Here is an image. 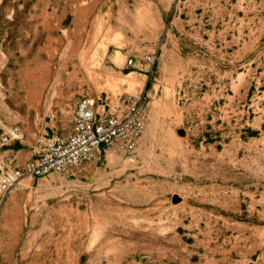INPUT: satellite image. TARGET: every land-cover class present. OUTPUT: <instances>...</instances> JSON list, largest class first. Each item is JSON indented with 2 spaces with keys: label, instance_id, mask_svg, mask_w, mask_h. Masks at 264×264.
I'll return each mask as SVG.
<instances>
[{
  "label": "crops",
  "instance_id": "1",
  "mask_svg": "<svg viewBox=\"0 0 264 264\" xmlns=\"http://www.w3.org/2000/svg\"><path fill=\"white\" fill-rule=\"evenodd\" d=\"M9 1L0 0V14L8 18L0 22V39L13 42L24 88V78L38 77L41 61H50L41 51L59 38L55 30L77 28L41 22L44 0H16L13 6ZM57 3L88 14L104 0ZM140 5L144 22L136 26L142 31L136 45L152 47L153 37L160 41L156 68L144 88L149 112L142 141L148 147L160 143L163 161L148 171L160 175L152 178L151 190L160 199L159 221L169 220L168 195L175 190L171 194L180 201L174 219L193 226L188 257L180 251L177 263L264 264V0H178L161 8L141 0ZM26 12L32 19L27 23ZM21 142L2 150L8 166L30 159ZM105 170L82 166L62 178L103 184L94 175ZM36 178H24L10 193ZM40 179L48 189L62 182ZM0 203L5 215L20 204L18 195ZM13 218L22 222L18 214ZM55 238L51 231L10 233L0 242L5 247L0 252L7 254L2 264H68L66 249L57 261Z\"/></svg>",
  "mask_w": 264,
  "mask_h": 264
},
{
  "label": "rangeland",
  "instance_id": "2",
  "mask_svg": "<svg viewBox=\"0 0 264 264\" xmlns=\"http://www.w3.org/2000/svg\"><path fill=\"white\" fill-rule=\"evenodd\" d=\"M44 1L41 22L65 27L76 25L77 29L55 30L59 38L44 49L42 46L41 51L50 61H41L38 77L24 78V88L16 71L13 42L1 36L0 141L5 132L15 127L19 138L0 142V172L23 165H7L2 150L11 142L22 141L21 145L31 151V159L39 137L70 131L77 104L83 97H108L115 102L118 95L142 93L146 103L143 127L124 149L104 146L99 159L61 174H50L62 179L53 188L48 189L46 181L40 179L49 175L24 180L17 188L25 187L24 190L16 189L6 196L18 195L19 206L9 209L7 215L0 210V242L10 233L24 236L31 231H51L56 235L58 262L60 251L66 249L68 264H178L177 253L183 251V258L187 259L192 247L187 242H192L188 233H192L193 226L174 219L176 203L180 201L177 193L171 194L175 190H170L168 195L169 220L159 221L160 199L151 190L152 178L160 175L148 171L163 161L160 143L148 147L142 141L149 112L144 88L149 73L156 68L160 49L156 43L160 41L153 37L152 47L136 45L142 33L136 26L144 22L141 0H104L103 7L88 14L61 7L58 0ZM149 1L156 8L178 2ZM9 2L16 5V0ZM7 20V15L0 14V22L6 24ZM31 20L26 12L24 21ZM147 53L154 56L150 67L142 69L137 64H127L129 58L138 63ZM164 164L168 165L167 161ZM82 166L105 167V173L94 175L102 178L99 182L103 184L88 186L86 180H73V176L62 178ZM47 198V205L43 204ZM16 214L22 222L14 221ZM4 248L0 247V251ZM6 256L0 252V264Z\"/></svg>",
  "mask_w": 264,
  "mask_h": 264
},
{
  "label": "bare ground",
  "instance_id": "3",
  "mask_svg": "<svg viewBox=\"0 0 264 264\" xmlns=\"http://www.w3.org/2000/svg\"><path fill=\"white\" fill-rule=\"evenodd\" d=\"M153 61L154 56L147 53L138 63L129 58L127 64H137L143 69L150 67ZM41 84L43 87V83ZM112 99L113 101L108 100V97H83L77 104L73 115L74 125L70 131L39 137L33 158L20 167L15 166L0 172V197H6L24 178L64 173L85 162L99 159L104 146L124 149L130 145L143 127L145 97L141 93L118 95L115 102ZM17 138L19 131L15 127L5 132L0 142L8 143Z\"/></svg>",
  "mask_w": 264,
  "mask_h": 264
}]
</instances>
